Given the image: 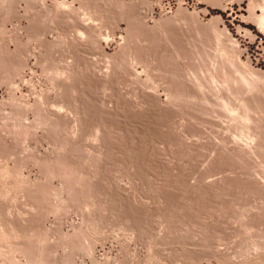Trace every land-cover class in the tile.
Masks as SVG:
<instances>
[{
    "label": "rangeland",
    "instance_id": "rangeland-1",
    "mask_svg": "<svg viewBox=\"0 0 264 264\" xmlns=\"http://www.w3.org/2000/svg\"><path fill=\"white\" fill-rule=\"evenodd\" d=\"M263 14L0 0V264H263Z\"/></svg>",
    "mask_w": 264,
    "mask_h": 264
},
{
    "label": "bare ground",
    "instance_id": "bare-ground-1",
    "mask_svg": "<svg viewBox=\"0 0 264 264\" xmlns=\"http://www.w3.org/2000/svg\"><path fill=\"white\" fill-rule=\"evenodd\" d=\"M259 3V2H258ZM259 18V19H258ZM260 27H264V14L261 17H257ZM257 21V20H256ZM1 238V237H0ZM257 263V262H256ZM264 264V263H263Z\"/></svg>",
    "mask_w": 264,
    "mask_h": 264
}]
</instances>
